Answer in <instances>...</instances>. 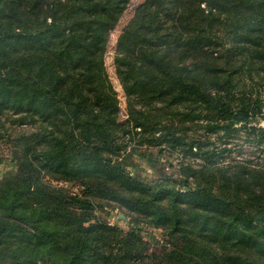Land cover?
I'll return each instance as SVG.
<instances>
[{
  "label": "trees",
  "instance_id": "trees-1",
  "mask_svg": "<svg viewBox=\"0 0 264 264\" xmlns=\"http://www.w3.org/2000/svg\"><path fill=\"white\" fill-rule=\"evenodd\" d=\"M131 1L0 0V115L34 125L0 179V264H264V0L141 3L117 42L121 126L105 57ZM133 144L177 154L175 172L130 169ZM105 201L137 228L104 223Z\"/></svg>",
  "mask_w": 264,
  "mask_h": 264
},
{
  "label": "rangeland",
  "instance_id": "rangeland-1",
  "mask_svg": "<svg viewBox=\"0 0 264 264\" xmlns=\"http://www.w3.org/2000/svg\"><path fill=\"white\" fill-rule=\"evenodd\" d=\"M144 1L145 0L131 1L121 21L112 33L109 49L105 57L106 73L111 79L120 100L121 126H123L128 118V110L123 89L122 94H119L118 84L115 81V77H117L118 82L120 83L115 67V55L118 48L117 42L122 29L132 18L135 9ZM112 67H114V71ZM17 118L18 116L14 115L11 111L4 112L0 115V179L8 174L16 175L19 170V166L16 165V162L13 160V156L17 151L18 146L22 145V142L18 139L23 134H30L32 130H34L33 124L21 125L19 122L17 123L14 121ZM260 126L264 128V119L261 121ZM136 138L138 139L142 137L137 136ZM240 144L242 145V143ZM228 147L236 149L233 153L234 156L244 155L242 158H248L253 151V148H249L247 144L239 146L235 145V143H230ZM262 151V148H260V151H256V154L264 158V151ZM179 158L180 157L177 154L168 151L161 154L159 148L140 147L133 144L123 156L122 161L130 169H142L145 171L143 172V175L157 179L160 175L159 170H164L166 173H174ZM170 163L173 164L174 168H170ZM54 186L63 188L70 195L78 194L80 196H84V188L77 182H55ZM103 204L105 209L98 210L96 214L104 223L109 224L112 227H117L125 232L137 228L136 225L132 223L136 217L128 212V210L110 201H105ZM140 221V228L142 230L144 240L149 244L150 251L164 252V249L166 248V235L163 230L154 228L144 220L140 219ZM218 232L219 236L223 239L235 241L245 237L242 231L236 228L221 227ZM254 238L256 246L260 249H264V234H259L255 231Z\"/></svg>",
  "mask_w": 264,
  "mask_h": 264
}]
</instances>
